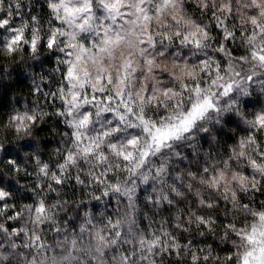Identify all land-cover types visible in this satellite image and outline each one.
<instances>
[{"label":"clouds","instance_id":"1","mask_svg":"<svg viewBox=\"0 0 264 264\" xmlns=\"http://www.w3.org/2000/svg\"><path fill=\"white\" fill-rule=\"evenodd\" d=\"M0 264H264V0H0Z\"/></svg>","mask_w":264,"mask_h":264}]
</instances>
